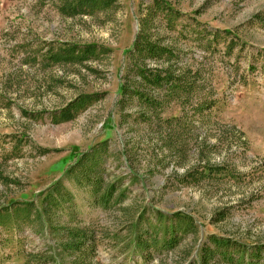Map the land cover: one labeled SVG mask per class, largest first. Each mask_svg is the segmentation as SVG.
I'll return each instance as SVG.
<instances>
[{"label":"rangeland","instance_id":"374dc122","mask_svg":"<svg viewBox=\"0 0 264 264\" xmlns=\"http://www.w3.org/2000/svg\"><path fill=\"white\" fill-rule=\"evenodd\" d=\"M0 264H264V0H0Z\"/></svg>","mask_w":264,"mask_h":264},{"label":"trees","instance_id":"16d2710c","mask_svg":"<svg viewBox=\"0 0 264 264\" xmlns=\"http://www.w3.org/2000/svg\"><path fill=\"white\" fill-rule=\"evenodd\" d=\"M109 0H90V2H108ZM80 50H82V51H84V53L85 52H92L93 50H94V47L92 46V45H88V46H86L85 48H82V49H80ZM89 98H86V101L88 100ZM165 214L164 213H162L161 214V216H164ZM231 242H227L226 244L227 245H232V243L230 244Z\"/></svg>","mask_w":264,"mask_h":264}]
</instances>
